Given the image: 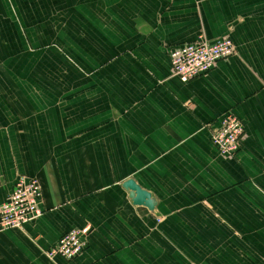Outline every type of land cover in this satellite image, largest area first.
<instances>
[{"label": "crops", "instance_id": "1", "mask_svg": "<svg viewBox=\"0 0 264 264\" xmlns=\"http://www.w3.org/2000/svg\"><path fill=\"white\" fill-rule=\"evenodd\" d=\"M198 37L236 53L182 83L168 51ZM228 112L233 160L210 141ZM19 176L43 214L0 264H264V0H0V204ZM86 226L79 258L46 257Z\"/></svg>", "mask_w": 264, "mask_h": 264}, {"label": "built area", "instance_id": "2", "mask_svg": "<svg viewBox=\"0 0 264 264\" xmlns=\"http://www.w3.org/2000/svg\"><path fill=\"white\" fill-rule=\"evenodd\" d=\"M235 53L236 47L230 37L211 41L198 37L194 42L169 50L168 60L172 76L182 83H188L207 75ZM245 138L243 123L228 112L212 131L210 141L221 158L233 160L242 149ZM42 201V188L38 180L19 176L8 198L0 204V233L21 229L38 220L43 214ZM90 229L86 226L65 234L46 252V257H60L66 261L79 258L86 249Z\"/></svg>", "mask_w": 264, "mask_h": 264}, {"label": "water", "instance_id": "3", "mask_svg": "<svg viewBox=\"0 0 264 264\" xmlns=\"http://www.w3.org/2000/svg\"><path fill=\"white\" fill-rule=\"evenodd\" d=\"M123 189L128 193L132 204L139 208H144L152 213L157 205L153 196L142 190L134 181L129 180L123 184Z\"/></svg>", "mask_w": 264, "mask_h": 264}]
</instances>
